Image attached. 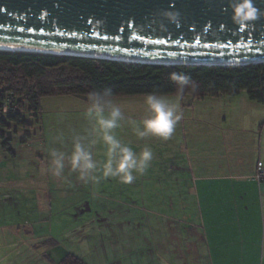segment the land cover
Listing matches in <instances>:
<instances>
[{
	"label": "crops",
	"instance_id": "crops-1",
	"mask_svg": "<svg viewBox=\"0 0 264 264\" xmlns=\"http://www.w3.org/2000/svg\"><path fill=\"white\" fill-rule=\"evenodd\" d=\"M143 98H120L140 109L124 113L120 131V140L137 152L141 142L132 122L150 115ZM189 103L181 101L182 119L170 139L142 140L153 152L151 166L126 184L132 194L145 195L151 215L178 218L184 224L158 227L168 252L156 249L152 258L162 263L171 256L193 259L194 264H264V180L253 178L257 162L264 165V102L250 100L242 91ZM126 128L129 133L124 137ZM0 175V181L10 184L11 175ZM114 179L110 184L122 195L125 183ZM106 183L108 179L88 185ZM93 195L112 201L99 190ZM171 235L174 241H169ZM43 238L42 245L58 246L54 236Z\"/></svg>",
	"mask_w": 264,
	"mask_h": 264
},
{
	"label": "rangeland",
	"instance_id": "rangeland-1",
	"mask_svg": "<svg viewBox=\"0 0 264 264\" xmlns=\"http://www.w3.org/2000/svg\"><path fill=\"white\" fill-rule=\"evenodd\" d=\"M165 96L175 100V95ZM139 97L144 96L114 97V102L119 103L123 114L138 113V106L120 98ZM184 100L189 103L194 99L185 95ZM87 106V96L44 97L36 118L26 116L31 123L29 129L11 124L2 130L0 173L11 175V181H0V264H54L66 252L74 253L84 264H194L193 259L169 256L162 263L152 258L156 249L159 253L165 249L158 227L164 223L175 228L184 224L178 218L167 221L151 215L144 194H132L124 184L120 195L119 187L110 184L114 178H108L105 186L85 184L71 172L67 162L62 178L51 175L50 149L70 153V130L84 132L90 127L83 117ZM60 131L65 135L62 145L56 139ZM120 131L121 127L116 130L119 139ZM127 133L126 128L124 137ZM140 142L139 151L148 146ZM93 158H105L102 144L93 149ZM98 190L112 201L93 195ZM49 236L59 241L58 246L40 243ZM170 240H175L173 235ZM153 242H159L156 248Z\"/></svg>",
	"mask_w": 264,
	"mask_h": 264
},
{
	"label": "water",
	"instance_id": "water-1",
	"mask_svg": "<svg viewBox=\"0 0 264 264\" xmlns=\"http://www.w3.org/2000/svg\"><path fill=\"white\" fill-rule=\"evenodd\" d=\"M237 25L229 0H0V44L156 64L264 62V0ZM179 26L159 27L161 9ZM82 56L80 54H76Z\"/></svg>",
	"mask_w": 264,
	"mask_h": 264
},
{
	"label": "trees",
	"instance_id": "trees-1",
	"mask_svg": "<svg viewBox=\"0 0 264 264\" xmlns=\"http://www.w3.org/2000/svg\"><path fill=\"white\" fill-rule=\"evenodd\" d=\"M190 77L185 95L194 100L244 91L250 100L264 102V62L242 65L156 64L75 55L0 50V137L12 124L29 129L26 116L36 118L40 100L49 96H87L111 88L115 97L144 96L158 91L175 95L170 73ZM7 144V143H6ZM53 241L55 240H48ZM54 264H84L66 252Z\"/></svg>",
	"mask_w": 264,
	"mask_h": 264
},
{
	"label": "clouds",
	"instance_id": "clouds-1",
	"mask_svg": "<svg viewBox=\"0 0 264 264\" xmlns=\"http://www.w3.org/2000/svg\"><path fill=\"white\" fill-rule=\"evenodd\" d=\"M229 7L231 19L237 25L248 24L260 14L254 0H229ZM156 17L162 29H166L168 24L179 26L181 22L180 12L174 8L159 10ZM169 78L177 85L175 100L169 101L158 91L145 93L143 99L150 115L139 123L132 122V130L138 139L156 137L168 140L182 119L181 101L192 82L188 75L178 72L170 73ZM114 97L115 93L111 88L94 89L88 93V106L83 117L90 127L84 132L70 130V153L57 148L50 149L52 176L62 178L66 162L71 172L76 173L77 178L85 184L99 183L108 178H119L120 182L130 184L137 175L147 172L153 160V152L148 146L139 152L134 151L118 138L116 130L126 117L121 107L114 103ZM56 139L62 145L65 141L64 132L60 131ZM97 144H102L105 148V158L102 161L93 158V149Z\"/></svg>",
	"mask_w": 264,
	"mask_h": 264
},
{
	"label": "bare ground",
	"instance_id": "bare-ground-1",
	"mask_svg": "<svg viewBox=\"0 0 264 264\" xmlns=\"http://www.w3.org/2000/svg\"><path fill=\"white\" fill-rule=\"evenodd\" d=\"M0 50L5 51H22V52H38V53H47V54H59V55H86V53H73V52H61V51H49V50H41V49H28V48H20V47H14L9 45H2L0 44Z\"/></svg>",
	"mask_w": 264,
	"mask_h": 264
},
{
	"label": "built area",
	"instance_id": "built-area-1",
	"mask_svg": "<svg viewBox=\"0 0 264 264\" xmlns=\"http://www.w3.org/2000/svg\"><path fill=\"white\" fill-rule=\"evenodd\" d=\"M253 178L257 181L264 180V165L261 162H257Z\"/></svg>",
	"mask_w": 264,
	"mask_h": 264
}]
</instances>
